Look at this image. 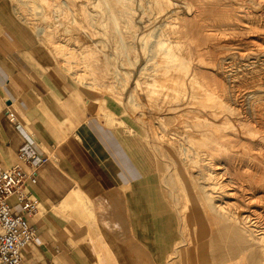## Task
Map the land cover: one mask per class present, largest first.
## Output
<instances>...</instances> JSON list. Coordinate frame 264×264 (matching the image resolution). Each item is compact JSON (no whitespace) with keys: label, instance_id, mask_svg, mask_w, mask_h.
Wrapping results in <instances>:
<instances>
[{"label":"bare ground","instance_id":"1","mask_svg":"<svg viewBox=\"0 0 264 264\" xmlns=\"http://www.w3.org/2000/svg\"><path fill=\"white\" fill-rule=\"evenodd\" d=\"M37 3L47 22L38 34L63 62L82 55L91 83L117 74L120 88L129 82L130 99L163 125L160 135L179 156L188 191L183 212L204 263L264 264V0ZM252 6L260 12L252 15ZM69 17L82 35L77 47L67 39L68 24H56ZM199 74L213 78L197 81ZM104 102L100 109L113 117ZM188 167L194 176L185 175ZM187 261L195 264L192 253Z\"/></svg>","mask_w":264,"mask_h":264},{"label":"crops","instance_id":"2","mask_svg":"<svg viewBox=\"0 0 264 264\" xmlns=\"http://www.w3.org/2000/svg\"><path fill=\"white\" fill-rule=\"evenodd\" d=\"M6 111L49 158L31 188L39 205L28 221L39 243L26 247L22 264H167L176 221L157 179L144 183L158 166L144 138L93 116L10 0H0V167L14 164L23 144V130ZM9 202L18 210L14 197ZM136 219L139 245L131 239ZM95 232L94 252L88 235Z\"/></svg>","mask_w":264,"mask_h":264},{"label":"rangeland","instance_id":"3","mask_svg":"<svg viewBox=\"0 0 264 264\" xmlns=\"http://www.w3.org/2000/svg\"><path fill=\"white\" fill-rule=\"evenodd\" d=\"M10 2L13 6L14 13L16 14V16L21 21H23V23L26 25L28 30L32 32L35 40L39 42L47 50L49 57H50V62L55 66L58 73L65 80L70 82L76 89H78L82 97H85L87 99L89 112L93 116L97 117V119L102 121L106 126L122 125L118 122H121V121L125 122V125L123 126H125L127 130L129 129L128 130L129 133L135 132V133L140 134L144 138L146 144L148 145L152 153L154 154L155 160L157 161V164H158L157 169H156V176L153 179L145 180L144 183H147L148 181H154L157 179V183L159 185L160 192H161V197L164 200L167 207H169V209L173 213L175 221L178 224L177 241H176L177 243L174 246V249L172 251L174 253L173 258H172L173 260H171V262L167 261V264H173V262L174 263L178 262V264H184L185 262V264H189L187 261V256L190 255V253H192L193 255L195 264H205L204 263V260L206 259L205 249L202 248L201 246H193L192 244L191 238L195 235V232L190 224L188 217L185 216V213L183 212L184 208L182 206L186 202L185 198H186V193L188 192L184 184L186 180L180 179L181 176H180L178 164L176 163L179 156H176V158L175 157L173 158V156L178 155L177 151L168 147L165 144L166 137L160 135L161 131L164 128L163 125L157 126V124L155 123V120H153V115H151V113L146 108L144 109L142 108L140 110L137 102L135 100L134 102L130 99L127 93L128 88H129V82H128V86H124V88L123 87L120 88L122 81L120 80V77L117 74H112L110 76L112 80L111 78L108 77L105 81L98 80L97 82L91 83V81L88 80V78H92L90 75L91 71H90V68L88 69L86 68V66H83L85 65L84 64L85 60L83 59L84 57L82 55H78V54L71 55L72 58L71 57L68 58L67 60L68 62H63L59 58V53H56L58 51H55V49L52 48V46L47 44L46 39H44L43 36L38 34L39 28L40 27L44 28L47 24L43 16V12H42L43 9H41L43 7L41 3H37L38 0H35V1L33 0V2L31 0H10ZM30 9L33 10V13H32V10ZM257 12H260V11L252 6V15L258 14ZM63 20H61L63 21V24L61 21H56V24L59 23L60 24L59 26H61V29L64 28V25L68 24V27H69L68 37L69 38L67 39L71 40L70 43L72 45H75V46L80 45L82 43V39H81L82 35H81V32H79V30L78 31L76 30L78 28L77 23H74L70 17L67 19H63ZM68 20L70 21V24ZM79 42L81 43L79 44ZM51 51L55 54V56H53L54 54L51 53ZM58 58L60 59V61H58ZM130 67L131 66H128V67L124 66L122 67L121 70L122 71L125 70L130 73L132 71ZM207 71H210V70H207ZM132 75L133 74L130 75L131 78H132ZM199 75H197L198 78L196 77L197 81H199L201 78L202 82L207 81V80L208 81L210 80L211 82V78H213L212 75L209 74L208 75L209 78L203 80L202 76L201 75L199 76ZM105 83L110 85V89L112 91H116L120 93L122 97L121 98L122 102H119L111 98L108 95L109 94L108 91H111V90L109 89V87L106 88L107 86L105 85ZM122 89L123 90L125 89V91H123ZM100 99L105 100L103 107L109 110L110 112H113L112 113L114 114L113 117H106L101 111H99L101 110L100 109L101 107ZM124 99L127 102L123 101ZM151 128H154V130ZM157 131H160V132H157ZM154 132H156L157 134L156 133L154 134ZM189 174H193V172L188 167V169L185 171V175L188 176ZM187 178H188V181H190L189 183L192 184L191 177L189 176ZM190 190L194 191L192 185H191ZM132 210L135 212V214H136V211H137V214L139 213V208L132 207ZM90 218L96 222L95 216L90 217ZM134 222L135 223L133 226L135 228H134V231H133L134 233L132 234L131 239L135 245L136 243L137 245H139L140 244L139 239H138L139 232L137 231V227L135 225L137 222V219ZM112 223H113V220L110 218V224L112 225ZM109 228H114V227L109 226ZM114 230L115 229L113 230L111 229L113 233L117 234L118 231L116 230L114 231ZM99 234H100L99 232H95V237L92 236L91 234L88 235L90 246L92 247L94 252L97 251L95 241L100 238ZM108 258L110 259V257ZM105 260H108V259H104V262H100L97 260L98 262L96 261V264H105ZM235 261L236 259H233L232 262L235 264H238Z\"/></svg>","mask_w":264,"mask_h":264},{"label":"built area","instance_id":"4","mask_svg":"<svg viewBox=\"0 0 264 264\" xmlns=\"http://www.w3.org/2000/svg\"><path fill=\"white\" fill-rule=\"evenodd\" d=\"M5 116L24 134L14 164L0 167V264H22L26 247L39 243L37 230L28 221L39 205L31 188L49 158L39 151L33 137L16 121L14 112L6 111ZM11 197L15 198L16 211L9 202Z\"/></svg>","mask_w":264,"mask_h":264}]
</instances>
